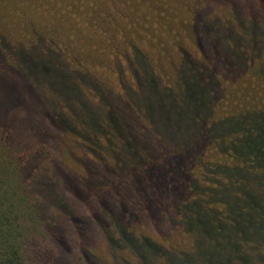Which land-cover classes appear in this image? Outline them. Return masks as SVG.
I'll list each match as a JSON object with an SVG mask.
<instances>
[{"label": "trees", "instance_id": "16d2710c", "mask_svg": "<svg viewBox=\"0 0 264 264\" xmlns=\"http://www.w3.org/2000/svg\"><path fill=\"white\" fill-rule=\"evenodd\" d=\"M148 1L0 0V81H29L39 109H51L39 115L71 137L79 167L61 177L60 146L38 140L35 127L32 143L19 139L14 124L30 114L0 125V264H28L44 250L47 201L33 187L43 163L69 196L61 216L71 221L67 206H84V222L112 250L119 243L161 264H264V0H186L198 55L181 49L170 77L150 67L166 42ZM63 48L125 61L137 77L131 95ZM82 81L99 92L98 107ZM143 225L156 236L178 228L188 244L163 246L136 231Z\"/></svg>", "mask_w": 264, "mask_h": 264}, {"label": "rangeland", "instance_id": "374dc122", "mask_svg": "<svg viewBox=\"0 0 264 264\" xmlns=\"http://www.w3.org/2000/svg\"><path fill=\"white\" fill-rule=\"evenodd\" d=\"M147 5L152 7L154 14L157 15L158 12L161 16L159 17L165 27L166 42L164 53L156 59L154 57L156 61H152V64L149 65L152 69L156 70L157 68L166 77H170L179 60L181 49L182 52L183 50H188L193 56L198 55L189 25L191 6L186 0H149ZM140 7L144 9L146 6ZM148 14L154 16L152 13ZM141 15H143V12ZM3 23L7 25V32L12 31L10 33L11 36H18L16 25L7 21H3ZM92 42L95 46H100L98 41L93 40ZM63 49L69 50L67 48ZM71 52L73 58L81 59L83 62L88 61L87 67L94 72L100 81L112 87L114 93L125 92L131 95L135 88V79L137 77L136 74L133 75L131 67L125 61L106 58L102 55L83 57L77 56L79 52ZM28 82V80L23 78L18 80L8 79L6 82L5 80L0 81V125L5 124L11 115L16 117L15 115L17 114H30V116L26 117L34 120L33 122L26 117H21L26 120L24 122L26 125L23 122H15L14 124V126L17 124L19 128V139L24 141L25 144L32 143L35 138L28 133V130L31 127H35L37 136H34L38 140H46L52 147L60 146L63 154L61 155L59 166L58 164L56 165L60 176L62 177L64 174L69 178L71 172L79 170L77 159L73 156V153L75 155V149H73L72 139L69 136L63 139L60 138L56 128L51 127L46 119L39 115L42 110L49 114L51 109L47 105L45 108L42 104L39 109L38 104L41 103L39 102V93ZM86 82L88 83V80ZM80 88L86 92V97L91 105L98 107L101 104L97 99L98 91L94 90V88L92 89L83 81L80 83ZM32 112H36L37 115ZM3 142L8 143L4 139ZM9 144L10 147L13 146L11 142ZM7 159V151L0 144L1 169L7 168ZM43 166L46 168L43 171L40 170V172H44V174L38 178V182L33 187L40 190L42 196L46 198L47 205H42L40 212L42 216L49 218V224L51 225L48 224V229H50L46 235L48 240L45 243H41V245H44V250L41 254L32 253L28 264H161L159 262L160 258L154 259L150 254H142L145 256V261L141 262L135 254H130L124 250L119 243L118 247L112 250L109 242L102 238L99 227L92 221H89V224L84 222L87 210L80 204L72 205L70 203L69 206L66 205L68 210L71 208L72 220L68 221L63 218L61 214L65 211V207L62 204V199L65 200L68 195L67 193H61L60 180L58 181L50 164L43 163ZM28 192L31 194V191L28 190ZM76 221L80 222V228L75 226ZM138 230L149 234L155 241L162 243L166 247L173 246L181 249L188 244V237L182 232L180 233L178 228L172 229L167 233L163 232V235L158 236L148 226L146 228L144 225L141 228L137 227L136 231ZM163 256L168 257L167 255Z\"/></svg>", "mask_w": 264, "mask_h": 264}]
</instances>
